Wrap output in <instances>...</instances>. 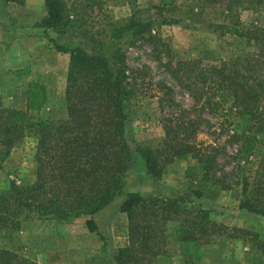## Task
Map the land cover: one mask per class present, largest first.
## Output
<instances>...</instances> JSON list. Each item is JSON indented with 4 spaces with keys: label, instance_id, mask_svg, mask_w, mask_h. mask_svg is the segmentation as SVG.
I'll return each mask as SVG.
<instances>
[{
    "label": "rangeland",
    "instance_id": "rangeland-1",
    "mask_svg": "<svg viewBox=\"0 0 264 264\" xmlns=\"http://www.w3.org/2000/svg\"><path fill=\"white\" fill-rule=\"evenodd\" d=\"M75 29L58 33L38 23L47 14L45 0L23 3L0 0V99L7 107L29 106L31 120L65 118V96L70 53L57 44L82 46L91 53L111 56L119 45L127 63L138 72L139 93L130 99L128 136L138 144L156 145L165 135L163 119L173 112L165 82L174 91L177 103L197 107L194 116L201 119L199 141L217 147L220 170L218 178L230 188L206 191L202 197L188 194L191 188L189 168L200 163L193 154L177 157L166 166L163 175L149 173L141 152L135 151L127 173L124 193L94 217L98 231L86 224L88 215L69 221L30 217L19 230L3 231L1 245L12 248L42 264H116L114 254L129 242L128 217L120 206L128 191L142 194L185 198L188 205L207 208L213 219L231 227L245 229L234 237L222 235L212 243L181 240V220L167 223L165 253L157 264H189V256L204 264H264L249 241L248 232L264 239V215L240 208L242 180L252 178L264 149V134L255 147L247 149L240 135L248 117L231 110L232 98L223 91L203 97L200 88L187 87L174 74L179 60L201 58L217 61L260 52L259 44L248 36L233 32L236 22L264 26V0H68ZM195 11H190L194 8ZM131 14L152 21L151 33L136 37L124 31L114 38L116 29L129 22ZM179 18L180 23H165V18ZM212 22H224L218 27ZM187 82V81H186ZM194 89V90H193ZM195 96L196 97L195 99ZM200 97V99H199ZM198 98V99H197ZM164 101L161 106L160 101ZM36 139L28 136L9 151L0 142V191H7L14 181L32 184L36 179ZM104 236L105 238H103Z\"/></svg>",
    "mask_w": 264,
    "mask_h": 264
},
{
    "label": "trees",
    "instance_id": "trees-1",
    "mask_svg": "<svg viewBox=\"0 0 264 264\" xmlns=\"http://www.w3.org/2000/svg\"><path fill=\"white\" fill-rule=\"evenodd\" d=\"M45 5L47 14L38 25L58 33L75 29L77 21L68 0H45ZM195 7L190 11H195ZM163 21L181 22L174 17ZM152 24L131 14L129 22L116 29L114 38L124 31H131L136 37L151 33ZM211 24L225 26L224 22ZM233 32L254 39L260 52L208 62L201 58L179 60L173 72L187 87L200 88L203 97L206 93L209 98L215 91L230 95L231 110L248 117L240 138L251 150L258 135L264 134V26L236 22ZM56 47L70 53L65 90L67 117L31 120L28 103L26 108L7 107L0 99V142L8 151L28 136L36 139L35 181L28 185L13 181L7 191H0V235L6 230H19L25 219L34 216L69 221L88 215L87 226L99 232L94 215L124 193L135 151L141 152L149 173L156 177H161L175 158L193 154L200 163V172L198 166L188 170L190 195L202 197L211 189L230 188L217 176V147L205 145L197 138L201 119L193 114L196 106L186 108L177 103L173 89L158 82L173 111L163 119L165 135L156 145L135 146L127 130L129 101L139 93L140 69L128 65L126 53L119 45L111 56L91 53L82 46ZM164 101L160 103L165 107ZM242 190L240 208L264 215V149L254 176L243 177ZM185 202L180 197L128 191L120 209L128 217L129 242L117 249L115 263L157 264L158 257L165 253L167 223L173 219L181 220V240L212 243L222 235L238 237L245 233L243 228L219 223L209 209ZM248 236L253 248L264 255V239L257 232L250 231ZM0 264L42 263L0 243ZM189 264L204 263L190 255Z\"/></svg>",
    "mask_w": 264,
    "mask_h": 264
},
{
    "label": "crops",
    "instance_id": "crops-1",
    "mask_svg": "<svg viewBox=\"0 0 264 264\" xmlns=\"http://www.w3.org/2000/svg\"><path fill=\"white\" fill-rule=\"evenodd\" d=\"M118 198H120V196L117 197V200H118ZM120 199H122V198H120ZM115 200H116V199H115ZM115 200H114V201H115ZM111 203H112V202H111ZM111 203H110V204H111ZM110 204H109V205H110ZM109 205H107L106 207H108Z\"/></svg>",
    "mask_w": 264,
    "mask_h": 264
}]
</instances>
